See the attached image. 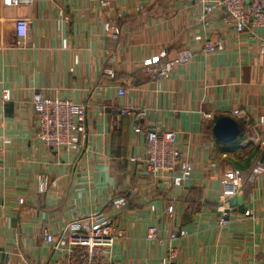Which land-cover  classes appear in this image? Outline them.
<instances>
[{
  "label": "crops",
  "instance_id": "crops-1",
  "mask_svg": "<svg viewBox=\"0 0 264 264\" xmlns=\"http://www.w3.org/2000/svg\"><path fill=\"white\" fill-rule=\"evenodd\" d=\"M194 0H0V264H61L64 250L44 243L42 228L57 235L69 221L103 212L120 230L111 264H251L264 261V173L249 180L264 161V28L236 32L220 11L198 21ZM28 20L19 42L15 20ZM121 29L108 38L104 23ZM204 35L222 49L203 51ZM166 50L162 60L187 49L192 58L169 77H154L144 61ZM109 59V60H108ZM125 87L118 96L116 89ZM35 91L86 104V137L77 155L56 153L36 141ZM145 108L147 128L159 121L175 131L192 177L173 187L152 177L132 157L144 156L145 137L116 106ZM240 114L233 116L232 110ZM204 113H212L206 119ZM228 115L243 131L237 149L220 143L212 127ZM227 146V147H226ZM241 170L242 205L222 196L223 173ZM48 174L50 188L37 193L35 177ZM24 203L18 204L17 198ZM173 204V212L166 207ZM228 221L219 223V209ZM251 216L246 217L245 211ZM151 223L159 240H148ZM183 229L184 236L170 239Z\"/></svg>",
  "mask_w": 264,
  "mask_h": 264
},
{
  "label": "built area",
  "instance_id": "built-area-1",
  "mask_svg": "<svg viewBox=\"0 0 264 264\" xmlns=\"http://www.w3.org/2000/svg\"><path fill=\"white\" fill-rule=\"evenodd\" d=\"M101 6H108L109 0H98ZM194 7L198 9V21L204 27L209 26L208 17L222 13V21L231 25L236 32L251 31L254 28H264V0H194ZM28 20L17 18L15 29L19 42H22L28 34ZM105 35L113 40L120 37L121 29L112 20L104 23ZM222 40H211L204 35L203 51L212 52L222 49ZM259 51L264 53V39L259 40ZM166 50L163 49L158 55L148 58L144 65L150 69L154 77H169L177 64L186 63L193 53L187 49L178 52L171 60H162ZM109 60V59H108ZM118 96L126 94L125 87L116 89ZM0 100H10L9 89H3ZM30 103L36 113L34 120V137L36 141L45 145L56 153L71 152L77 155L83 148V140L86 137V104L78 103L72 99L59 95H45L41 91H35ZM119 116H129L134 121L133 132L141 133L145 137L144 156L132 157V161L141 163L145 171L152 177L164 175L170 179L173 187L183 186L189 181L193 173L192 162L183 157L178 146V138L175 131L164 129L159 121H154L150 127H142L141 121L147 117L148 110L134 108L126 105L114 107ZM233 116H238L240 111L233 109ZM206 119H213L212 113H204ZM264 123V117L260 118ZM2 149L0 148V170L3 168ZM264 173V161H257L251 169V179L254 180ZM222 196L227 199L241 193L243 184L242 172L237 167H232L223 173ZM48 174L40 171L35 177L37 193H45L50 188ZM18 204H23V197L17 198ZM168 213L173 212V204L166 207ZM246 217L251 216L245 211ZM219 223L228 221L224 209H219ZM44 243L56 250H64L65 257L61 264H111V249L116 239L121 236V230L114 225L103 212L89 215L82 219L67 222L55 235L48 227L42 228ZM186 231L179 229L171 232L170 239L184 236ZM148 240H159L158 226L151 223L146 231ZM176 249L169 246L166 252L165 264H174ZM251 264H264L251 263Z\"/></svg>",
  "mask_w": 264,
  "mask_h": 264
},
{
  "label": "water",
  "instance_id": "water-1",
  "mask_svg": "<svg viewBox=\"0 0 264 264\" xmlns=\"http://www.w3.org/2000/svg\"><path fill=\"white\" fill-rule=\"evenodd\" d=\"M212 132L214 137L222 143L232 142L239 135V127L237 122L228 115H222L215 119ZM242 194L234 196L230 202V207H238L242 205Z\"/></svg>",
  "mask_w": 264,
  "mask_h": 264
},
{
  "label": "trees",
  "instance_id": "trees-1",
  "mask_svg": "<svg viewBox=\"0 0 264 264\" xmlns=\"http://www.w3.org/2000/svg\"><path fill=\"white\" fill-rule=\"evenodd\" d=\"M243 138V131L242 130H239V135H238V137L234 140V141H232V142H227V143H225V145H231V143H232V147H230L229 149L231 150H233V149H237V147H239V141L241 140ZM221 143V142H220ZM227 147V146H226ZM243 176V175H242ZM249 180L251 181L252 179H251V173H250V175H249ZM243 182H244V179H243Z\"/></svg>",
  "mask_w": 264,
  "mask_h": 264
}]
</instances>
